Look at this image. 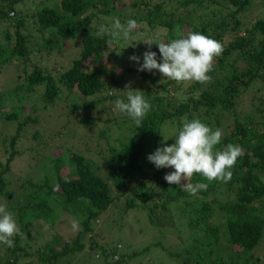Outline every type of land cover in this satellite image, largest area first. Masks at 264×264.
<instances>
[{
	"label": "trees",
	"instance_id": "obj_1",
	"mask_svg": "<svg viewBox=\"0 0 264 264\" xmlns=\"http://www.w3.org/2000/svg\"><path fill=\"white\" fill-rule=\"evenodd\" d=\"M51 1L0 0V204L21 232L13 247L0 242V264H166L183 254L184 264H264V0L259 7L256 0ZM116 18L135 19L138 28L126 39L105 33ZM189 32L223 45L207 82L140 72L129 59L142 57L143 40L167 43ZM60 50L69 65L49 61ZM152 51L159 58L158 45ZM129 81L151 104L142 128L115 108L118 98L127 102ZM193 119L222 130L214 151L228 144L244 151L228 182L194 173L189 183L207 186L195 196L164 180L174 169L147 159ZM29 153L53 160L55 182L4 179ZM134 211L147 217L141 233L172 220L180 245L138 246L125 223ZM40 219L50 222L45 232Z\"/></svg>",
	"mask_w": 264,
	"mask_h": 264
},
{
	"label": "clouds",
	"instance_id": "obj_2",
	"mask_svg": "<svg viewBox=\"0 0 264 264\" xmlns=\"http://www.w3.org/2000/svg\"><path fill=\"white\" fill-rule=\"evenodd\" d=\"M132 14L134 13H129V15ZM137 28L138 22L135 19H128L126 25H122L120 19L116 18L112 29L105 28L103 31L114 37L122 34L126 39ZM143 42L147 50L144 51L142 57L137 54L129 57L130 61L138 65L137 70L153 74H155L154 70H158L163 77L174 81L201 83L209 81L211 77L208 73L213 69L214 58L221 55L223 51V45L219 41L200 32H189L186 36L167 43L155 38L143 40ZM107 44L111 46L112 40H108ZM153 44L158 45L159 58L157 52L152 51ZM125 89L127 90V102L118 98L115 101V108L129 115L137 127L142 128V119L150 111L151 104L139 91H134L138 89L132 87L131 81L125 85ZM221 136V129L213 130L199 119L185 121L178 135L174 137L175 142L168 145L164 138L161 142L162 146L149 154L147 159L157 169H174L164 176V180L169 185H176L195 196L199 189L207 186L189 183L194 173L202 174L209 181L228 182L233 176L231 169L237 159L244 154L239 144H228L223 150L214 151V146L219 144ZM72 228L73 230L78 229L77 221L72 222ZM20 234L14 213L7 210L5 205L0 204V242L13 247L12 237Z\"/></svg>",
	"mask_w": 264,
	"mask_h": 264
},
{
	"label": "rangeland",
	"instance_id": "obj_3",
	"mask_svg": "<svg viewBox=\"0 0 264 264\" xmlns=\"http://www.w3.org/2000/svg\"><path fill=\"white\" fill-rule=\"evenodd\" d=\"M37 3L40 4L41 6L42 5H53L54 4L51 0L50 1L49 0H37ZM255 5L257 7L262 6L261 0H256ZM143 14H144V12L141 15H143ZM256 18H257V16H256ZM71 50L72 49H70V48H65V51L67 53L71 52ZM49 61L52 62V63L57 62V63L63 64V65L66 66V65H69V63L71 62V58L65 57L64 56V50H60L58 52L53 53L51 55V58L49 59ZM100 63L101 62L95 63L96 65L93 64V63H89L86 68L90 67L91 71H92ZM116 65H117L116 63L111 62L109 64V67H113V66L116 67ZM116 69H117L116 72H120L121 71L120 70L121 68L120 69L116 68ZM109 103H110V101H108L105 104L108 105ZM99 110H100V105H98V107L93 108L92 112H93L94 115H98L96 113ZM116 113H119V112L116 111ZM44 115H46L45 111L42 112L41 116H44ZM103 117L105 118L106 115H103ZM49 124L53 126L52 120L49 122ZM117 133L118 132L114 133V137H118ZM78 141H82L83 142V140H78ZM62 145L65 146V147L69 146V144L64 143V142L62 143ZM27 146L28 145L25 144V147H27ZM73 146L75 148V144ZM57 153H59V152H57ZM45 154L46 153L44 152V154H42L41 156H45ZM41 156H39L40 158L38 157V158L34 159L33 156L29 153V154L24 155L22 157H18L15 160V162L12 164V168H11L12 170L8 173L7 176L4 175V179L5 178L10 179L11 177H13V175H14L13 178H15V176L22 177L21 179H19V180H22V181L24 179L25 180H27V179L34 180V179H41V178L43 179L45 176H49L51 183L55 182L56 178H55V176L53 174V171H54L53 160L50 159V158L49 159L42 158ZM92 157H95V159L98 160L95 155H93ZM60 161H61V165L63 167L65 165V162L63 161V157L60 158ZM29 164H31V166ZM97 164L99 166H101L102 170L104 169V165L101 163V161L100 162L97 161ZM1 166H2V163H0V169H1ZM63 169H64V171L66 173L70 172V174L73 175V171H72L74 169L73 166L63 167ZM182 182L186 183V181H182ZM0 202H2V196H0ZM174 214H175V212H174ZM146 218L147 217H146V215L143 212L141 213V212H138V211H134L132 213H129V217H127L125 219V223H126V226H127L126 229L130 228V230L132 231V233L136 237L135 238V243L138 246H141V248H143V246L145 245L147 239H148L147 243H151V242H154V241L161 240L167 246L178 247L180 245V241H182V240L180 239V236L178 235V232L176 231L175 224L172 222V220H169L167 218L166 219H162L161 218L158 221V226L157 227L154 226V225L152 226L150 224L151 228L153 229L152 230L153 231L152 234L145 233V232L141 233L140 229L144 228L142 224L145 222V220H147ZM38 221H39V223H41L43 225V228H42V231L39 230V227L32 228V233H33V236L35 238L34 240H39V237H40L39 235H35V230H39L40 232H45L46 229L49 228V226H50V222L49 221L46 222L43 219H40ZM102 233H103V231H102ZM103 235H104L105 238H108V239L112 237V235L109 234L108 231H104ZM142 235H148V236L141 237ZM179 250L182 251L180 248H179ZM158 253L161 256L165 257L164 253H162V252H158ZM185 255L186 254H183V256H178L176 258H173L171 261L174 262V264H176V263L184 264L183 260H184V256ZM146 260H147V258L145 259V261ZM171 261L170 260H166V264H172Z\"/></svg>",
	"mask_w": 264,
	"mask_h": 264
}]
</instances>
